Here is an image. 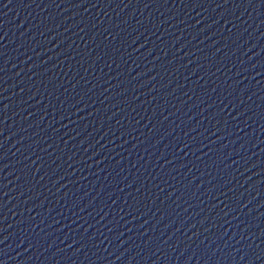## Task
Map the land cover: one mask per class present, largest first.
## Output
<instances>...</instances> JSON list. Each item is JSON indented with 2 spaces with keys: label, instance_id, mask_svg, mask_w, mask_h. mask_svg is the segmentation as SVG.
<instances>
[{
  "label": "water",
  "instance_id": "water-1",
  "mask_svg": "<svg viewBox=\"0 0 264 264\" xmlns=\"http://www.w3.org/2000/svg\"><path fill=\"white\" fill-rule=\"evenodd\" d=\"M0 264H264V0H0Z\"/></svg>",
  "mask_w": 264,
  "mask_h": 264
}]
</instances>
